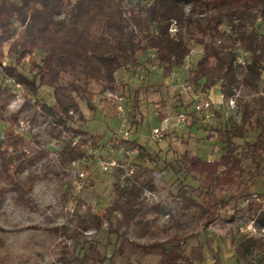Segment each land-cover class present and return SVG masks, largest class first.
<instances>
[{
    "label": "rangeland",
    "instance_id": "374dc122",
    "mask_svg": "<svg viewBox=\"0 0 264 264\" xmlns=\"http://www.w3.org/2000/svg\"><path fill=\"white\" fill-rule=\"evenodd\" d=\"M151 55L150 52L142 54L139 67L118 72L114 91L101 92L100 86L90 84L91 95L86 98L92 109L85 101H79L84 121L74 117L69 125L87 134L93 153H88L86 147H79L85 161L78 159L65 168L59 165L58 152L65 139L70 137L62 134V139H54L51 126L37 105L38 101L53 104L51 90L42 87L33 96L27 89L21 95L24 104L18 109L16 99L20 94L13 79L0 71L3 118L0 140L9 133L5 119L19 111L18 121L30 122L29 131L23 134L22 148L28 156L37 157L35 164L18 176L23 179L28 171L37 176L30 194L32 207L15 201L11 191L2 202L0 264H77L75 258L86 252L96 258L111 257V261L104 264H236L234 248L236 239L242 235L254 241L250 249L253 264H264V226L255 223L258 205L264 209V148L252 152L247 146L257 141L258 132H247L243 138L234 139L243 172L237 175L231 189L214 190L216 219L206 228H203L204 216L198 207L185 208L179 197L185 191L200 204H206L201 189L203 178L191 170L192 163L197 158L208 164L218 160L224 153L225 131L239 122L240 101H248L253 95L241 88L233 100L220 98L213 94L218 91L215 86L210 96H206L207 91L203 93L188 80L194 66L192 59H185L180 68H175L171 76L164 78L161 68L147 62ZM40 57L41 54L36 53L35 62L38 63ZM29 67L26 57L17 69L30 78ZM107 92L122 98V111L117 110V101L107 96ZM261 94L264 97V90ZM201 101L211 102L208 112L193 111V105ZM181 112L186 117L183 125H169L159 140L151 138L152 129L162 120L171 122ZM124 132L128 133L126 140L123 139ZM93 136L97 137L95 143ZM184 153L190 161H180ZM101 157L111 163L105 171L98 161ZM172 166H179L181 170L175 173ZM131 168L132 173L129 172ZM80 171L85 172L83 179L77 176ZM134 180L150 181L155 187L154 191L143 193L145 202L149 206L157 205L160 210L147 216L151 221L148 232L131 227L126 231L127 239L122 241L114 234H107L104 225L100 231L85 233L93 251L88 249V244L75 245L70 229L77 221L88 213L102 215L114 198L113 183L126 185ZM9 185L0 171V186ZM250 203L252 208L248 207ZM34 225L65 227V233L29 228ZM169 238L176 242L166 245L163 254L158 251L144 254L133 245Z\"/></svg>",
    "mask_w": 264,
    "mask_h": 264
},
{
    "label": "trees",
    "instance_id": "16d2710c",
    "mask_svg": "<svg viewBox=\"0 0 264 264\" xmlns=\"http://www.w3.org/2000/svg\"><path fill=\"white\" fill-rule=\"evenodd\" d=\"M172 26L174 32H170ZM194 46L201 47L204 53L189 71L192 85L203 93L217 86L220 95L229 100L235 99L241 88L253 95L248 101H240L239 122L225 131L224 153L218 160L208 164L197 158L192 163L191 170L203 178L201 189L206 204H200L185 191L179 194L185 208L198 207L206 228L216 219L214 190L231 189L237 175L243 172L234 139L258 132L257 141L247 146L252 152L264 148V0H0V71L24 84L33 96L42 87L51 90L53 104L38 101L37 105L49 122L54 139H62V134L70 137L58 152L62 168L83 156L71 140L79 136L84 143L87 134L73 129L69 122L74 117L84 121L79 101H85L92 109L86 98L91 95L90 84L100 86L101 92L114 91L116 74L139 67V58L146 52L152 54L147 62L161 68L162 77H169L183 65ZM36 53L41 54L38 63L34 60ZM239 55H243L242 65L237 63ZM26 57L30 78L17 69ZM1 109L0 106V121ZM19 114L18 111L5 119L9 133L0 140V171L10 184L0 186V208L9 191L15 194V201L32 207L30 194L37 176L31 171L23 179L18 176L33 166L37 157L27 155L22 148L24 135L14 132ZM91 138L94 143L97 141L96 136ZM180 161H190L188 154L184 153ZM180 170L179 166L172 168L175 173ZM112 190L114 198L102 215L88 213L70 229L75 245L88 244L93 251L85 233L100 231L104 225L107 234L122 241L127 239L126 231L131 227L148 232L151 221L147 216L160 212L157 205L149 206L143 198L145 190H155L153 184L137 180L126 185L115 182ZM257 209L255 223L262 227L264 209L260 205ZM29 228L65 233V227ZM174 242L176 239L169 238L133 245L144 254H163L165 246ZM253 244V239L243 235L236 239V264H253ZM75 261L104 264L111 257L96 258L86 252Z\"/></svg>",
    "mask_w": 264,
    "mask_h": 264
},
{
    "label": "built area",
    "instance_id": "2783aa9c",
    "mask_svg": "<svg viewBox=\"0 0 264 264\" xmlns=\"http://www.w3.org/2000/svg\"><path fill=\"white\" fill-rule=\"evenodd\" d=\"M174 31H175V29L172 26L170 28V32H174ZM203 53L204 52H203V49L201 47H196V46L191 47L189 54L186 57V59H188V60L192 59L195 62L198 58H200L202 56ZM237 63L241 64V65L244 64L243 55H239V57L237 58ZM13 82H14L15 87L17 88L18 94H20V97L16 99V104H17L18 109H19L24 104V99H23V97H21V95L27 91V88L22 83H17L14 80H13ZM107 96H111L113 99H115V101H117V104H118L117 110L122 111V106H121L122 98L120 96H116V95L109 93V92H107ZM220 98H223V97L220 95ZM197 101H199V100L197 99L196 102ZM210 109H211V102L210 101H201L200 103H196L193 105V111L197 112V113H205V112H208ZM70 114H72V112H70ZM204 116L207 117L208 115L204 114ZM185 118H186L185 113L181 112V113L176 114L171 122L169 119L162 120V122L160 123V125L158 127L152 129L151 138L153 140H159L162 137V133L166 129H168L169 125H174V126L183 125L185 122ZM29 129H30V122L28 120H19L14 127L16 134H20V135L27 133L29 131ZM123 134H124L123 139L126 140L128 133L124 132ZM71 144L72 145H78L81 148L86 147L88 153H93V151L91 150L89 141H86L83 144L79 145L78 136L74 137L71 140ZM80 161L84 162L85 158L82 156L80 158ZM98 161H99V164H100L103 171H105L107 169V166L111 164V163L109 164L107 162V159L104 157L99 158ZM129 172L130 173L133 172L132 168ZM77 176L79 179H83L85 177V172L80 171L77 173ZM77 188H80V186H78Z\"/></svg>",
    "mask_w": 264,
    "mask_h": 264
},
{
    "label": "crops",
    "instance_id": "0c3cea01",
    "mask_svg": "<svg viewBox=\"0 0 264 264\" xmlns=\"http://www.w3.org/2000/svg\"><path fill=\"white\" fill-rule=\"evenodd\" d=\"M135 77H137V75H135ZM149 79H151V78H149ZM211 91H212V89H211V90H208V91L205 93V95H206V96H210ZM213 94H215V95L217 94V95L220 97L219 90H218V91H213ZM142 102H144V101H142ZM140 104H142V103H140ZM141 106H143V105H141Z\"/></svg>",
    "mask_w": 264,
    "mask_h": 264
}]
</instances>
